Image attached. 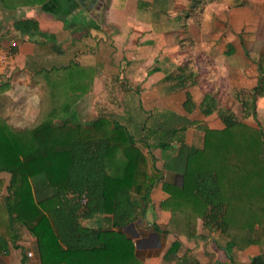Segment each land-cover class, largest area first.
<instances>
[{
  "label": "trees",
  "instance_id": "obj_1",
  "mask_svg": "<svg viewBox=\"0 0 264 264\" xmlns=\"http://www.w3.org/2000/svg\"><path fill=\"white\" fill-rule=\"evenodd\" d=\"M214 1L188 0L186 22L201 24ZM14 28L40 31L34 19L16 21ZM210 63L202 59L196 67L193 59L178 67L174 89L186 91L187 111L195 107L190 90ZM258 68L263 74V60ZM91 74L77 64L42 72L45 94L29 127H14L0 113V175L8 176H0V257L21 248L23 264L29 263L18 244L20 225L35 238L38 264H145L124 229L145 216L152 190L161 182L167 194L161 210L171 215L163 233L199 241L207 238L203 232H216L226 242L228 261L215 264H237L235 251L252 247L260 254L244 264H264V129L238 120L208 94L200 110L205 116L218 113L224 128L177 118L176 126L196 125L204 133L202 146H189L181 138L178 153L166 156L162 169L151 166L118 121L103 116L91 125L71 121L74 106L91 89ZM263 96L264 76L241 102L244 119L257 115ZM174 127L153 132L165 147L164 141H175L180 132ZM165 171L181 176L182 183L165 182ZM103 217L104 225H84ZM181 248L176 240L164 260L177 258ZM175 264L201 263L181 257Z\"/></svg>",
  "mask_w": 264,
  "mask_h": 264
},
{
  "label": "crops",
  "instance_id": "obj_2",
  "mask_svg": "<svg viewBox=\"0 0 264 264\" xmlns=\"http://www.w3.org/2000/svg\"><path fill=\"white\" fill-rule=\"evenodd\" d=\"M187 2L0 0V51L13 53L0 68L1 115L17 128L33 124L39 116L47 83L40 74L77 64L91 70L92 84L72 110L74 124L91 125L102 116L118 121L148 155L150 165L161 169L166 156L178 153L181 138L189 146L201 147L204 133L196 125L184 128L176 126L175 121L183 118L212 129H223L218 113L202 114L199 105L203 98L208 94L216 96L221 108L236 92L241 105L258 86L264 76L258 68V62L264 61V0H240L239 3L215 0L207 7L199 25L186 22L183 11ZM25 19L36 20L40 31L17 32L14 23ZM13 43L17 46L12 47ZM193 59L197 61L196 67L203 65L202 59H209L212 67L203 69L198 83L191 88L195 107L187 111L186 91L174 88L178 84V67ZM122 77L125 79L121 80ZM221 92L227 100H221ZM258 102L257 115L250 118L258 117L264 107V96ZM173 126L180 132L175 141H164L169 144L165 147L153 132ZM255 127L262 126L257 123ZM164 181L180 185L182 177L165 171ZM166 198L162 183H157L145 216L124 229L133 238L137 255L145 264H163L160 258L164 260L166 252L155 253L161 239L165 238L167 244L171 242L170 247L180 240L182 248L186 241H191L202 247L208 244L211 249L210 245L216 244L215 235L220 236L209 232L207 238L194 241L163 233L162 226L166 227L171 217L161 210V202ZM149 218L152 222H147ZM105 222L104 217L95 218L84 225L99 226ZM18 229L21 236L18 244L25 251L26 245L32 246L33 257L28 258V264H38L35 238L22 226ZM25 232L33 245L23 240ZM217 246L225 249L226 243ZM22 252L21 248H11L0 257L1 264H23ZM215 254L213 249L210 256ZM177 258L181 256L177 254ZM177 258L164 262L175 264Z\"/></svg>",
  "mask_w": 264,
  "mask_h": 264
},
{
  "label": "rangeland",
  "instance_id": "obj_3",
  "mask_svg": "<svg viewBox=\"0 0 264 264\" xmlns=\"http://www.w3.org/2000/svg\"><path fill=\"white\" fill-rule=\"evenodd\" d=\"M120 79L124 80L125 78L122 77ZM225 95L226 94H224L222 92L219 93V96H220L221 100L225 99ZM238 95L239 94H237L236 92L232 93V100L229 101V100L225 99L227 101L225 102V106L224 107H228V109H230L233 112H235V115H236L238 120H244L243 113H242V110H241V105H240L239 102H237V100H239V98H237ZM258 105H260V102H258L257 106ZM117 111L120 112V113L122 112V110L121 111L117 110ZM121 114H123V113H121ZM244 121H246V122H248V123H250V124H252L254 126H257V123H259L260 126H262L264 128V107H262L260 109V111L258 113V117H256L255 119H253V118L245 119ZM31 125L32 124L27 125L26 127H29ZM23 128H25V127H23ZM6 178H8V176ZM148 221L152 222V220H150V218L147 220V222ZM162 229H163V232H164L167 229V226L166 227L162 226ZM25 234H26V236L23 237V240L24 241H30L31 244H32V239L30 238V235L27 234L26 232H25ZM206 234H208V233L203 232V235L206 236ZM173 237H175L177 239L176 236L173 235ZM214 238H215L216 241L213 240V242H216V244H211L210 245V246H212L211 249L213 248L214 250H216V254L213 255V256H210V255H212V250L213 249L211 250L210 247L208 246V244H205V246L202 247L201 246L202 244L200 246H197V245H195V243H193V242L191 243V241L190 242L186 241L185 245L183 246L181 251L178 253V255L181 256L182 258H187L190 261H196L197 260L201 264H215L216 262H227L228 261V255L226 253V250L223 249V248L220 249L219 246H217V245H220V244L222 246H224V244L226 243L225 240L223 238H221L217 234L215 235ZM164 240H165V238L161 239L159 241V244L157 245V250H156L155 253L158 254V255L165 254V252H167V249L171 245V242L169 244H167ZM137 243L139 244L138 241H137ZM26 246L28 247V250H26V252L24 254H26L28 256V252L32 251L31 250L32 246H29V245H26ZM199 250H200V252H198ZM258 253H259L258 252V247L250 248L249 250H246L244 252L235 251L234 259H235V262L237 264L250 263L251 259L254 256L258 255ZM20 255H21V253H20ZM28 258H29V256H28ZM162 258L163 257H161L160 259L162 260L163 264H173V263L164 262V260Z\"/></svg>",
  "mask_w": 264,
  "mask_h": 264
},
{
  "label": "built area",
  "instance_id": "obj_4",
  "mask_svg": "<svg viewBox=\"0 0 264 264\" xmlns=\"http://www.w3.org/2000/svg\"><path fill=\"white\" fill-rule=\"evenodd\" d=\"M17 44L16 43H13L12 44V47H16ZM13 56V53L11 50H6V51H0V68L4 67L8 61L12 58ZM83 204H85L86 202V198L83 197V200H82ZM28 256L29 258H32L33 257V252L32 251H29L28 252Z\"/></svg>",
  "mask_w": 264,
  "mask_h": 264
}]
</instances>
